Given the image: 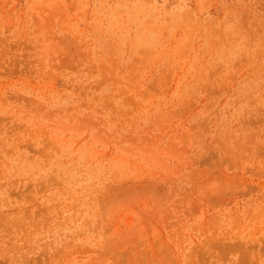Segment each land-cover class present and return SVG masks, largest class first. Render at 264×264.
I'll return each instance as SVG.
<instances>
[{"label":"rangeland","instance_id":"obj_1","mask_svg":"<svg viewBox=\"0 0 264 264\" xmlns=\"http://www.w3.org/2000/svg\"><path fill=\"white\" fill-rule=\"evenodd\" d=\"M0 264H264V0H0Z\"/></svg>","mask_w":264,"mask_h":264}]
</instances>
